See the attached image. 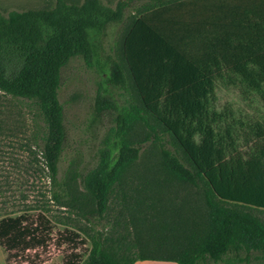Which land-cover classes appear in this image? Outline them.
<instances>
[{
  "label": "trees",
  "instance_id": "trees-1",
  "mask_svg": "<svg viewBox=\"0 0 264 264\" xmlns=\"http://www.w3.org/2000/svg\"><path fill=\"white\" fill-rule=\"evenodd\" d=\"M136 2L152 5L125 37L126 69L111 56L104 62L102 38ZM75 59L91 67L98 60L105 87L93 123L111 118L94 161L72 172L81 195L60 177L68 129L59 91ZM219 87L257 95L264 107V0H122L115 9L56 0L48 9L0 12V91L37 108L51 199L91 240L82 264H264V130L217 112ZM147 143L158 148L162 173L134 179ZM136 179L142 186L134 190ZM175 184L198 192L206 217L171 205ZM116 199L122 208L107 230ZM20 225L0 221L1 240L15 239ZM146 230L157 246L143 241Z\"/></svg>",
  "mask_w": 264,
  "mask_h": 264
},
{
  "label": "rangeland",
  "instance_id": "rangeland-1",
  "mask_svg": "<svg viewBox=\"0 0 264 264\" xmlns=\"http://www.w3.org/2000/svg\"><path fill=\"white\" fill-rule=\"evenodd\" d=\"M64 1L72 5L84 2ZM101 1L115 9L122 0ZM55 3L56 0H0V12L8 15L13 11L42 10L54 7ZM151 5L136 2L126 8L123 24L111 28L102 38L103 47L99 56L104 62L107 56H111L126 69L122 55L125 37L134 20ZM98 65L97 59L92 67L81 59L72 60L63 71V84L59 91L68 129L60 177L68 180L80 195L85 194L82 188L69 181L72 172L74 169L80 171L94 161L111 124L108 114L102 122L93 123V105L98 93L105 87ZM215 96L217 112L228 110L237 122L257 124L264 130V107L257 95L244 96L239 90L219 87ZM41 125L40 115L33 104L0 91V221L19 219L21 223V233L15 239L9 242L0 238V264H82L92 248L90 238L71 225L75 222L70 221L73 215L67 206L56 205L51 199V182L41 154ZM261 145L264 146V143ZM159 173H162L160 152L155 145L147 143L142 147L141 158L133 166L130 176L134 179L140 176L153 179ZM132 186L135 190L142 185L136 179ZM169 189L166 195L172 200L171 205L195 210L188 213L191 216L197 213L207 216L202 197L193 188L175 184ZM170 201H166L165 206ZM121 208L122 203L118 199L111 203L107 230L119 218ZM77 226L86 228L85 223L79 222ZM119 232L122 234V230ZM141 238L150 247L157 246L156 241L151 242L148 230Z\"/></svg>",
  "mask_w": 264,
  "mask_h": 264
},
{
  "label": "crops",
  "instance_id": "crops-1",
  "mask_svg": "<svg viewBox=\"0 0 264 264\" xmlns=\"http://www.w3.org/2000/svg\"><path fill=\"white\" fill-rule=\"evenodd\" d=\"M143 263V262H138L136 264ZM145 263V262H144ZM149 263V262H148ZM154 264H175V263H161V262H153Z\"/></svg>",
  "mask_w": 264,
  "mask_h": 264
}]
</instances>
